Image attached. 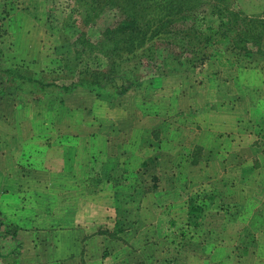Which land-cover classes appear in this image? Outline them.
<instances>
[{"label":"rangeland","instance_id":"1","mask_svg":"<svg viewBox=\"0 0 264 264\" xmlns=\"http://www.w3.org/2000/svg\"><path fill=\"white\" fill-rule=\"evenodd\" d=\"M237 6L264 18L263 0ZM88 8L85 0H0V219H14L15 194L4 195L14 160L31 145L47 156L62 124L69 139L58 144L72 164L59 182L65 196L56 193L55 211H42L35 231L15 224V238L0 233V264H264V38L247 52L215 38L189 72L151 67L120 96L82 84L61 93L80 80L105 85L113 73L88 43L119 14ZM205 10L203 30L218 24ZM59 152L50 150V163ZM193 201L202 209L197 227L186 224Z\"/></svg>","mask_w":264,"mask_h":264},{"label":"trees","instance_id":"2","mask_svg":"<svg viewBox=\"0 0 264 264\" xmlns=\"http://www.w3.org/2000/svg\"><path fill=\"white\" fill-rule=\"evenodd\" d=\"M85 1L90 7L88 9L91 16L98 15L105 6L119 14V20L105 29L97 44L88 43L90 53L102 54L107 58L112 67L110 72L113 73L105 76V85L97 78L90 81L80 80L69 86H59L61 93L70 94L75 87L82 84V87H96L120 96L137 84L151 67L156 70L168 69L175 73L181 69L189 72L215 38L218 40L231 37L236 47L240 45L246 52L249 50L248 44L260 46L264 38V18L243 16L237 10L240 0ZM94 2L96 4L92 5ZM204 9L209 10L210 16L218 20L216 26L208 25L205 30L199 28V23L204 18ZM125 61L131 63L130 73H115L114 69ZM82 71L84 74L88 73ZM92 75L97 76L98 73L93 72ZM130 75L131 79L128 78ZM116 79L124 82L118 86ZM201 212L200 206L193 201L187 210L186 224L197 227V218ZM1 227H4L0 230L1 234H10L15 238L16 230L11 222L1 218L0 229ZM120 227L121 224L115 223L113 232L119 233L122 230ZM164 264H175V260H166Z\"/></svg>","mask_w":264,"mask_h":264},{"label":"crops","instance_id":"3","mask_svg":"<svg viewBox=\"0 0 264 264\" xmlns=\"http://www.w3.org/2000/svg\"><path fill=\"white\" fill-rule=\"evenodd\" d=\"M60 128H63V132L59 131V134H56V137H59L58 141L63 144V147H65V144L67 145L66 141L68 142L69 138H66L65 132L66 130H69L68 125L63 126L60 125ZM62 136V140L60 137ZM58 141H54L51 143V146L46 144V152L47 156L44 155V152L37 151L35 150V146L31 145V153L29 156H21L19 159L14 160V175H13V182L11 174H6L5 175V181L7 184H4L6 187H8L9 191L6 192L4 195L9 196L10 194H15L14 197L9 198L11 202L8 203V211L11 212L13 211L14 219H10V221H13V225L17 224L19 227H23L25 224L27 227H30L33 229L31 231H35V225L37 223L39 224L40 222H43V214L48 209L49 212L55 211V207L58 205L59 198L56 195V193H59L61 197H64L65 194L63 193V183H59L62 180L66 178L71 172V157L68 154V149L69 148H63L58 144ZM88 142H90V139H82V147L88 146ZM93 142V141H92ZM52 149H57L60 152L57 153V158H55L54 163H50L52 161V154L50 153V150ZM44 151V150H42ZM48 154L50 156H48ZM96 163V162H95ZM35 166V167H34ZM101 166V164H100ZM29 168L31 171L28 173L26 168ZM32 167L35 168L36 171H33L31 169ZM54 168V169H53ZM47 172V173H46ZM38 177V179H37ZM91 177H97L96 173L92 175ZM43 180L44 181H49L52 180L51 185L46 182L45 185H49V188L46 189L45 185H42L38 180ZM56 180H58L56 182ZM39 182V183H38ZM9 184V185H8ZM60 186H62L60 188ZM42 189V190H41ZM44 189L48 190L45 191ZM56 190H61L56 192ZM52 191V192H51ZM43 193V195H42ZM18 195H30L32 198H21ZM38 195H42L41 199L37 198ZM85 194H83V198ZM7 200V197H5ZM39 200L42 201L39 203ZM8 201V200H7ZM7 203H4L6 205ZM2 212L6 213V210H1ZM9 221V220H8ZM9 221V222H10ZM42 227V226H41ZM28 230V229H25ZM17 232V231H16ZM55 236V234H53ZM67 244V243H66Z\"/></svg>","mask_w":264,"mask_h":264}]
</instances>
